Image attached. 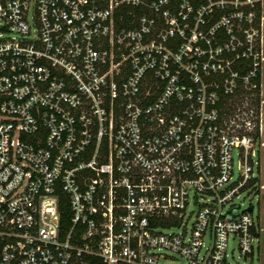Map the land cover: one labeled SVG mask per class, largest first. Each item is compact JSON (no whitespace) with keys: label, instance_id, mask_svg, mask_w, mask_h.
<instances>
[{"label":"built area","instance_id":"obj_1","mask_svg":"<svg viewBox=\"0 0 264 264\" xmlns=\"http://www.w3.org/2000/svg\"><path fill=\"white\" fill-rule=\"evenodd\" d=\"M260 1L0 0V264L258 255Z\"/></svg>","mask_w":264,"mask_h":264},{"label":"rangeland","instance_id":"obj_2","mask_svg":"<svg viewBox=\"0 0 264 264\" xmlns=\"http://www.w3.org/2000/svg\"><path fill=\"white\" fill-rule=\"evenodd\" d=\"M259 11L264 15V0L260 1ZM260 32H261V42L258 45V49L261 52L262 61H261V87L260 94L258 97L255 96H247L246 100L241 102H236L234 105L235 108L241 109L242 111L248 113L250 110H254V112L258 115V123H260L261 131L258 132V144L256 145L258 156H259V178L258 183L264 185V20L260 22ZM259 102V103H258ZM232 203L235 205H240L241 210H245L248 206H253V217L258 214L261 215L262 225L264 229V189L259 191V196L255 194H248L240 192L238 197H235L232 200ZM262 245L260 251L257 255H255L252 259H244L240 257L237 251L234 252V263L235 264H264V232L262 234ZM236 249L235 245L229 244V249ZM174 261V262H171ZM162 264H183V261L180 259L175 260H166L162 261Z\"/></svg>","mask_w":264,"mask_h":264},{"label":"trees","instance_id":"obj_3","mask_svg":"<svg viewBox=\"0 0 264 264\" xmlns=\"http://www.w3.org/2000/svg\"><path fill=\"white\" fill-rule=\"evenodd\" d=\"M230 113L231 112H228L227 114L229 115ZM253 183H254V181L251 182V184H253ZM62 225H63V227L66 230L70 227V223H69V211H68L67 207L64 208V212H63V216H62Z\"/></svg>","mask_w":264,"mask_h":264},{"label":"water","instance_id":"obj_4","mask_svg":"<svg viewBox=\"0 0 264 264\" xmlns=\"http://www.w3.org/2000/svg\"><path fill=\"white\" fill-rule=\"evenodd\" d=\"M248 211H252V207H249V208H248Z\"/></svg>","mask_w":264,"mask_h":264}]
</instances>
